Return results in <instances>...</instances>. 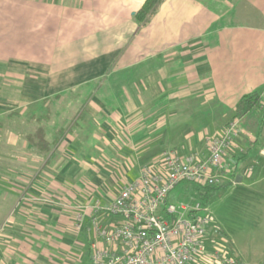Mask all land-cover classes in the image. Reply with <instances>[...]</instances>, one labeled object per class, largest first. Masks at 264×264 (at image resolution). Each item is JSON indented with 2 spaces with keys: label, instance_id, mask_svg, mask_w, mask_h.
I'll return each instance as SVG.
<instances>
[{
  "label": "crops",
  "instance_id": "1",
  "mask_svg": "<svg viewBox=\"0 0 264 264\" xmlns=\"http://www.w3.org/2000/svg\"><path fill=\"white\" fill-rule=\"evenodd\" d=\"M142 3L0 0V264L119 250L92 218L122 224L108 208L123 185L165 150L205 156L242 95L261 88L264 105V0H163L138 27ZM244 139L226 162L247 156Z\"/></svg>",
  "mask_w": 264,
  "mask_h": 264
},
{
  "label": "built area",
  "instance_id": "2",
  "mask_svg": "<svg viewBox=\"0 0 264 264\" xmlns=\"http://www.w3.org/2000/svg\"><path fill=\"white\" fill-rule=\"evenodd\" d=\"M238 125L239 119L233 118L210 136L205 156L168 149L143 165L108 208L123 218L122 224L105 227L92 218V230L98 237L107 244L118 243L120 249L92 243L89 264H201L203 256L206 264H244L230 249L213 240L205 204L194 197L168 203L170 190L179 182L199 186L221 183L222 173L229 168L226 152L240 135ZM209 233L214 246L207 252L203 242Z\"/></svg>",
  "mask_w": 264,
  "mask_h": 264
},
{
  "label": "rangeland",
  "instance_id": "3",
  "mask_svg": "<svg viewBox=\"0 0 264 264\" xmlns=\"http://www.w3.org/2000/svg\"><path fill=\"white\" fill-rule=\"evenodd\" d=\"M226 18H231L233 22L241 21L233 14H228ZM262 110L254 108L239 118V132L246 138L242 146L246 149L247 156L239 159L236 164H229V168L222 173V186L206 204L211 216L208 232L215 237L213 240L218 246L228 244V240L232 241L235 251L246 264H264V109ZM242 174L243 179L235 182L236 175ZM259 177L262 178L259 183H253ZM196 188L201 186L188 181L179 182L170 190L168 203L177 204L178 201H187L191 197L202 202Z\"/></svg>",
  "mask_w": 264,
  "mask_h": 264
},
{
  "label": "trees",
  "instance_id": "4",
  "mask_svg": "<svg viewBox=\"0 0 264 264\" xmlns=\"http://www.w3.org/2000/svg\"><path fill=\"white\" fill-rule=\"evenodd\" d=\"M163 0H143V3L141 6L135 11L133 18L136 21L138 27L144 26L150 19V17L156 12L158 9V6ZM261 88H258L252 92L246 93L242 95L236 104L235 107V112L233 114V118H240L243 117L244 115L250 113L252 109L257 108L261 109L263 108L264 105H261ZM70 126L68 125L66 127V130H69ZM64 128H60V130L57 132L58 135L56 139L51 143L53 144L52 146L55 147L59 143V138L61 137L62 133L64 132ZM36 135L34 139L36 140L34 144L37 146H40L41 148L43 147H48V142L43 138L44 137V132H43V127H39L38 130L35 131ZM30 136H32L30 134ZM31 140V138H30ZM244 151L243 153H245ZM242 158V157H241ZM231 163H236L234 158H230L228 161V165ZM222 186L221 183L216 184V185H206V186H201V188H196L198 196L202 198V203L207 204V201L211 198L213 194Z\"/></svg>",
  "mask_w": 264,
  "mask_h": 264
},
{
  "label": "water",
  "instance_id": "5",
  "mask_svg": "<svg viewBox=\"0 0 264 264\" xmlns=\"http://www.w3.org/2000/svg\"><path fill=\"white\" fill-rule=\"evenodd\" d=\"M241 180V176L240 175H236V177H235V182H239Z\"/></svg>",
  "mask_w": 264,
  "mask_h": 264
}]
</instances>
